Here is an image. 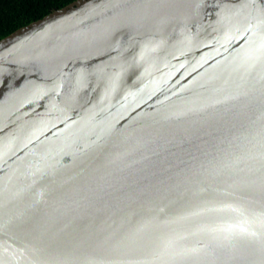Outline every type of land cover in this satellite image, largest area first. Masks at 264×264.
Segmentation results:
<instances>
[{
	"label": "water",
	"instance_id": "obj_1",
	"mask_svg": "<svg viewBox=\"0 0 264 264\" xmlns=\"http://www.w3.org/2000/svg\"><path fill=\"white\" fill-rule=\"evenodd\" d=\"M0 264H264V0H77L2 39Z\"/></svg>",
	"mask_w": 264,
	"mask_h": 264
},
{
	"label": "trees",
	"instance_id": "obj_2",
	"mask_svg": "<svg viewBox=\"0 0 264 264\" xmlns=\"http://www.w3.org/2000/svg\"><path fill=\"white\" fill-rule=\"evenodd\" d=\"M77 0H0V41Z\"/></svg>",
	"mask_w": 264,
	"mask_h": 264
}]
</instances>
